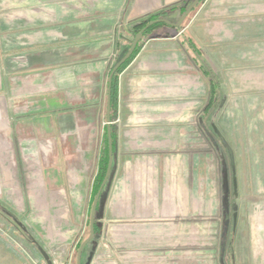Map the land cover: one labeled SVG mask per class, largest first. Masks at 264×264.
Segmentation results:
<instances>
[{
    "label": "rangeland",
    "instance_id": "obj_1",
    "mask_svg": "<svg viewBox=\"0 0 264 264\" xmlns=\"http://www.w3.org/2000/svg\"><path fill=\"white\" fill-rule=\"evenodd\" d=\"M115 1L3 0V7L5 13L17 18L48 19L71 15L94 6L108 8V2ZM190 1L185 0L182 4L188 5ZM213 1H202L180 27L160 26L148 33L141 42L146 43L157 37H187L190 35L188 26L193 20L209 25L217 17L212 16L211 12L205 14L204 19L201 15L206 9L214 7L211 5ZM180 7L168 9L163 18L177 22L181 15ZM127 32V36L132 38V31ZM204 39L203 45L208 47L210 40ZM218 40L219 50H222L220 55L225 56H218L221 67L217 69L228 97L227 107L215 113L216 120L208 119L200 109L209 97L208 84L191 59H187L189 73L196 76L194 83L188 85L185 100L190 116L187 135L177 139L124 140L138 150L133 161L136 170L147 173L153 202L146 203L145 210H156L159 207L157 199H160L158 190L164 191V206L166 210H172L171 215L143 221H151V227L157 230L164 229L165 235H156L147 244L132 240L131 237L129 246L132 249L121 250L110 243L107 233H111L110 238L114 239L116 223L124 220L118 219L120 213L114 199L105 211L107 189L111 182L109 177L97 212L99 230L82 253L81 264H264V68L246 74L251 70L244 66V59L231 58L227 51L232 44L242 50L243 42L231 44L226 37ZM128 45L129 41L124 53L128 51ZM212 52V48L207 51L210 56ZM76 85L81 90H85L84 86L89 89L87 83ZM168 91L165 87L162 107L158 104L157 107H137L136 110L146 115H153L155 109L168 113L173 107H170V103H179L178 99L170 97ZM151 98L150 102L154 104L155 97ZM104 102L101 108H75L78 111L65 117L60 129L59 124H55L53 134L56 147L62 150V140L73 154L68 159L71 184L58 188L56 180L49 179L46 188L54 192L42 190L41 180L36 178L37 173L41 174L38 147L27 145V148H31L29 155H26L29 165L27 187L22 185L25 179L17 178L18 175L23 176L25 169L19 140L14 142L16 153L9 142L5 145L0 153V264H47L37 247L29 241L31 237H35L49 253L54 264L77 263L78 246L90 235L94 203L91 187L98 169V139L106 123ZM61 110L64 108H56V118ZM124 113V106L121 105L118 116ZM45 115L46 112H41L36 119ZM116 124L120 130L123 129L121 122ZM38 125L40 127V124L35 126V133L38 132ZM134 126L137 131L146 132L153 123L141 122ZM183 146L189 148L186 156L179 152ZM163 148L164 153L161 151ZM63 157L61 153L62 163L58 167H64ZM123 161L126 163L127 159ZM48 173L45 170L43 174L46 176ZM159 173L164 175V179H158ZM159 181L164 182L162 187L157 185ZM126 209L131 214L132 203L126 204ZM13 217L27 227L25 236ZM125 222L135 221L128 219ZM3 252L10 257L2 256Z\"/></svg>",
    "mask_w": 264,
    "mask_h": 264
},
{
    "label": "crops",
    "instance_id": "obj_2",
    "mask_svg": "<svg viewBox=\"0 0 264 264\" xmlns=\"http://www.w3.org/2000/svg\"><path fill=\"white\" fill-rule=\"evenodd\" d=\"M182 1L116 0L114 3L108 2V8L100 5L71 15L30 19L5 13L3 0H0V153L8 142L14 148L15 140H19L25 169L23 176L18 175L17 178L26 180L22 185L29 186L26 155H29L31 148H27V145L39 148L37 156L41 155L38 166L41 174L37 173L36 178L41 180L42 190L54 192L46 188L47 182L53 179L58 188L71 184L68 159L73 152L63 145L61 133L62 150L56 147L53 134L55 124L58 123L60 129L62 120L78 111L75 108H101L103 100L106 108L109 70L114 61L125 54V45L129 39L127 31H131L127 28L145 15ZM211 5L214 7L206 9L201 17L211 12L212 16L217 17L215 20L209 25L195 23L196 20H193L195 24L188 26L190 37L197 42L208 63L215 68L221 67L217 58L225 55H220L222 50H219L221 47L218 39L226 37L231 44L243 42L242 50L232 44L230 49L227 46V51L231 58L244 59V66L251 70L246 74L263 69L264 0H215ZM204 38L210 40L208 47L203 45ZM148 41L142 42L135 58L119 74L118 112L122 105L125 113L115 117L116 123L123 124L122 130L113 121L116 150L104 208L106 211L114 199L120 213L118 219L124 220L116 223L114 239L110 238L111 233H107L110 243L121 250L132 249L129 246L131 237L132 240L147 244L156 235H165L164 229L157 230L151 227V221L143 220L169 217L172 211L166 210L164 206L163 189L157 193L160 196L157 199L159 207L156 210H145L144 205L153 202L147 173L141 169L136 170L133 161L138 150L124 140L185 137L190 120L185 101L187 88L196 77L188 71L189 51L183 38L157 37ZM210 48L212 56L207 53ZM76 83H87L89 89L84 86L85 90H81ZM165 87L170 97H174L173 100H179L178 104L170 103V107H173L168 113L156 109L153 115L141 114V111L138 113L137 107H157L158 104L162 107ZM153 96L154 104L150 102ZM59 107L64 110L59 113L60 118H56L54 112ZM41 112H46V115L36 119ZM141 122L153 123V126L150 130L146 129V132L137 131L134 124ZM37 124L40 127L38 125V132L35 133ZM44 124H47V129ZM105 125L107 121L99 135V143ZM188 149V146H183V150H178L186 156ZM161 151L164 153L165 149ZM61 153L64 156L63 168L58 167L62 163ZM124 158L127 159L126 163ZM43 170L49 173L45 176ZM157 176L160 180L164 179L161 173ZM159 182L157 185L162 187L164 182ZM128 203H132L131 214L126 209ZM128 219L135 222H125ZM3 255L9 256L5 252Z\"/></svg>",
    "mask_w": 264,
    "mask_h": 264
},
{
    "label": "trees",
    "instance_id": "obj_3",
    "mask_svg": "<svg viewBox=\"0 0 264 264\" xmlns=\"http://www.w3.org/2000/svg\"><path fill=\"white\" fill-rule=\"evenodd\" d=\"M185 1V0H184ZM182 1V2H184ZM194 0H191L189 2L188 5L186 4H182L178 3V4H174L171 7H166L160 10H157L153 13H150L148 16L140 18L139 20H137L133 26H132V38H129V45H128V50L131 46L132 41L134 40L136 34L138 32L141 31V29H143L148 23H150L152 20H156L159 18H163L164 16H166L167 14V10L168 9H176L178 7V5H180V12L182 16V14L186 11V9L188 8V6H190V4L193 2ZM204 0H201L198 5ZM186 3V2H185ZM197 5V6H198ZM196 6V7H197ZM196 7L193 9L195 10ZM179 20V19H178ZM177 20V21H178ZM167 24H163V22L161 23H156L151 25L150 27H148L144 34H143V38L150 33L151 31L155 30L156 28L160 27V26H164ZM183 42L186 43V46L188 48L189 51V55H188V59H191L192 64H194L198 70L201 71L204 79L206 80L207 84H208V99L207 102L204 103L203 108H202V113L205 114L206 116H208V119H215V113L220 109L223 108L224 106H226V97H227V92L226 90H224L222 88L221 82H220V76L218 73V69L215 68L213 65H210L208 63V60L206 59V57L204 56L203 52L201 51L200 47L198 46L197 42L189 36L184 37L183 38ZM142 42H139L134 53L131 55V57L129 59L126 60V62H124L119 69L117 70L116 74L114 75L113 78V82H112V93H111V132H112V144H113V164H114V154H115V150H116V138H115V132H114V124L113 121H115V117L118 114V107H119V88H118V83H119V74L124 70V68L135 58V56L137 55V53L140 51ZM128 52V51H127ZM126 52V53H127ZM125 53V54H126ZM125 55H123L124 57ZM123 57H120L110 68L109 70V74L108 77L112 71V69L114 68V66L120 62L122 60ZM109 85V83H108ZM107 94H108V90H107ZM106 115H107V106H106ZM214 116V117H213ZM99 160H98V169L96 171V174L94 176L93 179V183H92V195H93V199L92 201L95 199L96 194L98 193L100 186L106 176V172L108 169V164H109V139H108V131H107V125L104 126V132L101 138V142H100V146H99ZM113 167V166H112ZM106 187V185H105ZM104 187V188H105ZM104 191V189H103ZM102 191V194H103ZM101 194V196H102ZM101 201V200H100ZM100 201L98 203V207H97V211H96V215H95V235L97 234L99 227L97 225V212L100 209ZM2 201H0V207ZM228 226H230V223H227ZM22 234L25 236V232L22 231ZM33 245H35L37 247L38 241L36 240L35 237H31L29 240ZM84 241H82L79 246L78 249L80 248L81 244ZM88 245V244H87ZM86 245V247H87ZM86 247L83 251V253L86 250ZM225 253L227 254L226 250ZM225 254V256H226Z\"/></svg>",
    "mask_w": 264,
    "mask_h": 264
},
{
    "label": "water",
    "instance_id": "obj_4",
    "mask_svg": "<svg viewBox=\"0 0 264 264\" xmlns=\"http://www.w3.org/2000/svg\"><path fill=\"white\" fill-rule=\"evenodd\" d=\"M201 0H194L190 6H188V8L186 9V11L182 14V16L179 18V20L177 22H171L167 19L164 18H159L156 20H152L150 23H148L143 29H141L140 32H138L134 38V40L131 43V46L128 50V52L125 54V56L122 58V60L120 62H118L114 68L112 69L109 78H108V99H107V131H108V139H109V164H108V169L107 172L105 173L106 176L100 186V189L95 197L93 206H92V210H91V217H90V235L89 237L81 244L79 250H78V254L77 255V263L76 264H81V258H82V253L86 247V245L93 240L94 236H95V215H96V211H97V207H98V203L100 201V197L102 194V191L110 177L111 174V170H112V165H113V144H112V132H111V93H112V82H113V78L114 75L116 74L117 70L119 69V67L126 62L127 59H129L131 57V55L134 53L137 45L139 42L142 41L143 39V34L145 32V30L150 27L153 24L156 23H161L163 22V24H167L168 26L174 27V28H178L181 26V24L184 23V21L186 20V18L189 16V14L192 12V10L198 5V3ZM13 220L15 221V223L22 229L23 232H27L28 233V229L27 227L23 224V222H21L20 220H18L17 218H13ZM37 249L39 250L40 254H42L43 258L45 259L47 264H54L53 260L51 259L49 253L41 246V244H37Z\"/></svg>",
    "mask_w": 264,
    "mask_h": 264
},
{
    "label": "flooded vegetation",
    "instance_id": "obj_5",
    "mask_svg": "<svg viewBox=\"0 0 264 264\" xmlns=\"http://www.w3.org/2000/svg\"><path fill=\"white\" fill-rule=\"evenodd\" d=\"M10 216H12L10 213H8ZM14 218V217H13Z\"/></svg>",
    "mask_w": 264,
    "mask_h": 264
}]
</instances>
